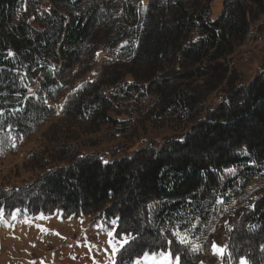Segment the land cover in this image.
I'll return each mask as SVG.
<instances>
[{
    "label": "trees",
    "instance_id": "1",
    "mask_svg": "<svg viewBox=\"0 0 264 264\" xmlns=\"http://www.w3.org/2000/svg\"><path fill=\"white\" fill-rule=\"evenodd\" d=\"M42 1L51 8L41 7ZM136 1L117 0L115 9L109 8L107 16L115 17L111 28L110 22L104 21L105 0H95L94 6L84 9L75 8L73 0H0V108L13 105L19 100L17 95L25 93L18 83L19 76L32 86L39 76L37 94L49 95L60 77L59 72L50 70L68 68L80 61L82 45L89 37L92 43L97 42L98 36L93 32L98 28H104L107 36L127 33L122 24L134 23ZM211 1L151 0L131 62L145 70L148 81L144 89L157 99L160 106L157 116L176 111L178 118L184 115L186 123L193 122L191 129L170 135L159 145L149 143L143 149H133L117 160L97 153L82 155L78 147L72 146L65 148L59 158L50 151L53 159L42 163L48 166L52 160L50 164L55 168L45 172L43 179L25 188L1 187L0 196L4 193L3 199L12 198L7 210L9 203L16 201L15 206L25 203L32 214L58 210L66 216H88L101 211L109 217L118 215V233L133 235L120 258L133 260L144 253L156 252L154 245L166 242L158 229L149 224V203L158 201L176 207L199 193L218 191L219 172L248 161L239 154L243 147L252 160L264 161V72L241 87L230 85L215 109L205 110L204 105L209 94L222 84L225 88L223 81L227 74L231 76L229 83L233 82L235 71L229 72L225 60L243 40L256 16L264 13V0H228L225 11L216 17L212 15ZM21 3V12L15 19L13 11ZM194 30L200 38L187 42L186 35ZM118 37H112V44ZM106 41L99 39L93 48ZM169 55L173 56V65L167 71L163 62ZM187 64L191 68L182 73ZM192 79L201 81V85L170 86L172 80ZM112 87L111 81L101 77L86 84L62 109L59 121L66 122L67 129L75 124L79 127L87 117L96 114L102 125H120L119 118L110 114L116 111ZM117 90L124 91L121 86ZM40 105L27 103L23 119L26 123L29 120L28 126L18 120L19 129H29L34 117L50 116ZM203 111L205 117L198 119ZM51 128L56 133L51 140L55 150L61 146L65 129L61 125ZM59 161L67 164L61 166ZM212 245L224 247L233 260L245 258L249 264H264V193L252 207L238 210L228 226L221 225L217 235L207 242L208 247ZM182 253L191 257L187 249L172 252ZM209 253L202 251L198 261L223 263ZM45 257L43 260L54 262V258Z\"/></svg>",
    "mask_w": 264,
    "mask_h": 264
},
{
    "label": "rangeland",
    "instance_id": "2",
    "mask_svg": "<svg viewBox=\"0 0 264 264\" xmlns=\"http://www.w3.org/2000/svg\"><path fill=\"white\" fill-rule=\"evenodd\" d=\"M78 1L81 2L77 4ZM150 1L135 2L134 23L125 21L122 24L127 33L111 36L108 33L107 36L104 28H98L93 35L98 36L97 42L99 39H106V44L93 48L97 42L92 43L89 37L82 45L80 61L68 68L50 70L59 72L60 77L49 95L44 92L41 96L37 94L39 76L35 78L33 86L23 76H19L18 83L25 93L21 97L17 95L19 100H15L13 105L0 108V193L1 187L25 188L43 179L44 173L53 170L55 165L50 164L51 160L48 166H44L42 160L48 161L53 155L55 158L62 157L68 146L78 147L82 155L97 153L109 160H117L133 149H143L149 143L159 145L168 136L191 129L193 122L186 123L184 115L178 118L176 111L157 116L156 112L160 107L157 99L144 89V83L148 81L144 76L145 70L131 63L138 36L147 21ZM226 1L228 0L211 1L210 8L214 17L225 11ZM93 2L95 0H73L75 8L81 9L94 6ZM105 4L104 21L110 22L108 26L113 28L115 17L109 18L107 15L110 14L109 8L115 9L117 0H105ZM40 6L46 10L51 8L45 1ZM21 7L22 3L13 11L15 19L19 17ZM256 17L243 40L235 45L233 53L225 60L229 72L233 74L235 71L233 82L229 83L231 76L227 74L223 81L226 83L225 88L222 84L208 95L204 103L205 110L215 109L233 83L234 87H241L262 73L264 13ZM115 36L119 37L112 44V37ZM199 38L194 30L185 39L187 42H195ZM163 65L170 71L173 56H167ZM188 68L191 66L187 64L181 72L188 71ZM100 77L113 84L110 91L116 111H111L110 114L119 118L120 125H102L100 116L95 114L87 117L84 125L77 127L75 124L67 129L66 122L59 121L62 109L82 92L86 84L95 82ZM124 81L126 83L123 84ZM201 83L195 79L188 82L172 80L170 86H200ZM120 86L124 91L117 90ZM153 90L152 88V92ZM28 102L41 104L50 112V116L42 119L34 117L31 119L34 123L29 129H19L18 120H22L23 126H28L29 120L26 123L23 119L27 114ZM204 113L205 111L198 119L205 117ZM52 125H61L65 129L62 131L65 137L61 139V146L55 150L51 145L52 137L56 134ZM239 154L244 159L248 158V161L222 169L219 172L221 187L218 191L204 195L199 193L186 198L176 207L163 205V202L158 201L147 205L151 228L158 229L160 236L166 239V242L154 245L153 249L157 251L147 253L148 259L144 258V253L133 260H121V254L124 255L122 250L124 251L125 244L133 235L126 237L116 232L117 223L113 218L108 219L104 211L88 216H66L58 210L32 214L25 203L15 206L16 201L10 202V210H7L8 200L12 198L3 199V193L0 196L3 197L0 202V264H204L197 257L204 250L210 252L207 255L212 254L223 260L222 264H240L241 259H246L233 260L225 253L224 247L207 246L209 238L217 235L221 225L228 226L238 210L252 207L264 193V161L257 163L252 160L245 147L239 150ZM59 163L61 166L67 164ZM175 233L184 236L185 243H180ZM164 246L165 250L158 249ZM214 246L222 248L223 254L217 253ZM173 249H187L191 257H187L186 253L172 255ZM161 252L164 253L163 256L159 255ZM45 255L54 258V262L43 260L46 259ZM177 256L178 262L175 259ZM246 264L249 263L246 261Z\"/></svg>",
    "mask_w": 264,
    "mask_h": 264
},
{
    "label": "snow or ice",
    "instance_id": "3",
    "mask_svg": "<svg viewBox=\"0 0 264 264\" xmlns=\"http://www.w3.org/2000/svg\"><path fill=\"white\" fill-rule=\"evenodd\" d=\"M110 234H111V233H110ZM125 235H126V237H127V236L130 235V234H127V233H126ZM174 235H176V236L178 237V240H179L180 243H185L186 238H185L184 236L180 235L179 233H175ZM214 248H215V246H214ZM215 250H216L217 253H219V254H221V255L223 254V251H224L222 248H215ZM159 255L163 256L164 253L161 252V253H159ZM144 258H145V259H148V254H147V253L144 254ZM175 259H176V261L178 262L179 257L177 256ZM137 264H139V262H137ZM169 264H171V262H169ZM240 264H246V261L243 260V259H241Z\"/></svg>",
    "mask_w": 264,
    "mask_h": 264
},
{
    "label": "water",
    "instance_id": "4",
    "mask_svg": "<svg viewBox=\"0 0 264 264\" xmlns=\"http://www.w3.org/2000/svg\"><path fill=\"white\" fill-rule=\"evenodd\" d=\"M262 65H263V68H264V56H263V60H262ZM262 72H264V69L262 70Z\"/></svg>",
    "mask_w": 264,
    "mask_h": 264
}]
</instances>
